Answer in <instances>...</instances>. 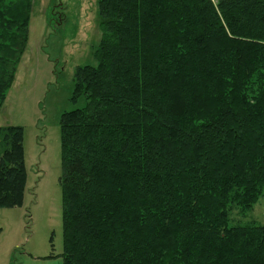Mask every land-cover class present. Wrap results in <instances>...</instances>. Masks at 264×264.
<instances>
[{"label": "trees", "instance_id": "obj_1", "mask_svg": "<svg viewBox=\"0 0 264 264\" xmlns=\"http://www.w3.org/2000/svg\"><path fill=\"white\" fill-rule=\"evenodd\" d=\"M34 0H0V111ZM98 65L61 116L63 264H264V0H99ZM24 128L0 126V208Z\"/></svg>", "mask_w": 264, "mask_h": 264}, {"label": "rangeland", "instance_id": "obj_2", "mask_svg": "<svg viewBox=\"0 0 264 264\" xmlns=\"http://www.w3.org/2000/svg\"><path fill=\"white\" fill-rule=\"evenodd\" d=\"M102 38L99 0H34L29 40L0 111V126L24 128L27 187L18 207L0 208V264H63L62 145L64 112L86 106L73 100L78 66L98 65ZM231 224L264 225V195Z\"/></svg>", "mask_w": 264, "mask_h": 264}]
</instances>
